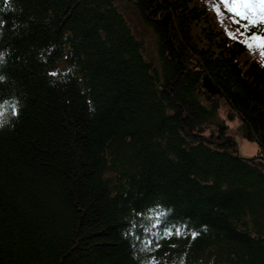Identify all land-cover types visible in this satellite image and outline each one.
Listing matches in <instances>:
<instances>
[{
  "label": "trees",
  "instance_id": "1",
  "mask_svg": "<svg viewBox=\"0 0 264 264\" xmlns=\"http://www.w3.org/2000/svg\"><path fill=\"white\" fill-rule=\"evenodd\" d=\"M217 6L0 0V264H264V58Z\"/></svg>",
  "mask_w": 264,
  "mask_h": 264
},
{
  "label": "snow or ice",
  "instance_id": "2",
  "mask_svg": "<svg viewBox=\"0 0 264 264\" xmlns=\"http://www.w3.org/2000/svg\"><path fill=\"white\" fill-rule=\"evenodd\" d=\"M221 6L231 14L232 22L238 25L237 32L244 37L239 42L250 51L258 49L264 58V0H220L217 13H220ZM229 35L236 39V34Z\"/></svg>",
  "mask_w": 264,
  "mask_h": 264
},
{
  "label": "rangeland",
  "instance_id": "3",
  "mask_svg": "<svg viewBox=\"0 0 264 264\" xmlns=\"http://www.w3.org/2000/svg\"><path fill=\"white\" fill-rule=\"evenodd\" d=\"M122 6L125 8L126 16L129 19L131 25L138 30L140 37H143L145 42L149 44L151 51L150 55L152 59H155V36L153 33L147 29L144 24L141 22L140 15L137 11H135L130 5L125 2H122ZM254 52H258V49H255ZM61 69H65L64 65H60ZM227 113H230L229 108L222 102V110L221 115L223 118L227 117ZM228 125L230 126L228 135L235 138V142L237 143V153L238 156L242 158H252L257 155L259 146L256 143L249 142L243 136L244 133V125L239 120L236 119L235 121H228Z\"/></svg>",
  "mask_w": 264,
  "mask_h": 264
},
{
  "label": "water",
  "instance_id": "4",
  "mask_svg": "<svg viewBox=\"0 0 264 264\" xmlns=\"http://www.w3.org/2000/svg\"><path fill=\"white\" fill-rule=\"evenodd\" d=\"M205 86H206L207 90L210 93H212V94H216L217 93V89L209 81H205ZM237 155H238V153H237Z\"/></svg>",
  "mask_w": 264,
  "mask_h": 264
}]
</instances>
